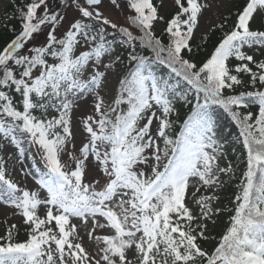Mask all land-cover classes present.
<instances>
[{
    "label": "snow or ice",
    "instance_id": "obj_1",
    "mask_svg": "<svg viewBox=\"0 0 264 264\" xmlns=\"http://www.w3.org/2000/svg\"><path fill=\"white\" fill-rule=\"evenodd\" d=\"M223 2L109 0L124 24L106 0L14 3L0 20V206L21 223L5 221L0 264H264V0L201 32Z\"/></svg>",
    "mask_w": 264,
    "mask_h": 264
},
{
    "label": "rangeland",
    "instance_id": "obj_2",
    "mask_svg": "<svg viewBox=\"0 0 264 264\" xmlns=\"http://www.w3.org/2000/svg\"><path fill=\"white\" fill-rule=\"evenodd\" d=\"M239 0H224L222 6L213 9L210 12H207L204 16V18L201 21L202 27H201V32L205 30V28L208 26L210 23H216L218 19L220 18V14L226 13L229 8H232L237 4ZM106 4H108V7L106 9L107 14L111 16L112 19L118 21L120 24L125 23V16H126V11L123 9H116L115 7L111 6L109 3V0H106ZM11 5L10 0H0V17H4L7 14L8 7ZM73 15L72 11H68V16L71 18ZM159 29H157V33L159 34ZM42 42V41H40ZM33 43H36L34 41ZM116 84V79L115 77H110L109 78V87H114ZM91 110V105H82L81 109L74 114V131L76 135V145L77 148L80 147L81 141L84 139V134L80 131L79 124L77 123L80 115L82 112H89ZM220 125L223 128L224 134L228 135L229 133L234 137L238 134V130L235 129L233 126L232 122L226 118L223 114L220 117L219 121ZM235 148V153L230 154V159H233L238 165L239 168L242 169L244 167L243 164H240L239 161L243 158L241 155H237V153L242 152V148L239 144L234 145ZM9 151H12L11 149ZM65 159H67L65 157ZM18 167L17 166V171L14 172V178L19 181L22 185H27L29 188H34V182L32 181L31 177H28L27 179L23 178L22 176L19 175L18 172ZM239 172H237V176H239ZM239 191V184L237 180H233L229 183V186L224 189L222 196H221V204L224 206H227L231 208V202L230 200L234 198V193ZM230 212L223 213L221 218L218 220V226L214 230V235L219 237V235L225 230L226 226L228 225V216L230 215ZM11 210L6 209L2 206H0V233H2L5 228L8 226L5 221L7 220L8 223L15 222L18 225H20V220L18 218H11Z\"/></svg>",
    "mask_w": 264,
    "mask_h": 264
},
{
    "label": "trees",
    "instance_id": "obj_3",
    "mask_svg": "<svg viewBox=\"0 0 264 264\" xmlns=\"http://www.w3.org/2000/svg\"><path fill=\"white\" fill-rule=\"evenodd\" d=\"M10 2H11V5L8 7V11H7V14L5 16L12 15L13 14V9H14V3H20L21 0H10ZM5 16L4 17H0V20L4 19ZM3 31L4 30L2 28H0V33H2ZM10 36H11V34L9 33L8 36H4V37L0 38V43L3 42V39H7ZM219 36H220V33L218 31L215 34H211L210 35V42L207 43V45L202 49V51L200 53L201 58L206 56L211 51L212 45L219 39ZM121 54H123V53H121ZM3 232L0 233V234H3ZM18 238L20 240H23L25 238V232L23 231V226H21V228H20V232L18 234Z\"/></svg>",
    "mask_w": 264,
    "mask_h": 264
}]
</instances>
